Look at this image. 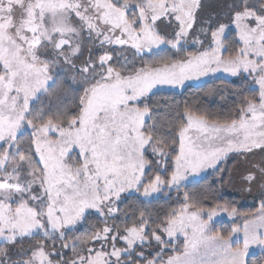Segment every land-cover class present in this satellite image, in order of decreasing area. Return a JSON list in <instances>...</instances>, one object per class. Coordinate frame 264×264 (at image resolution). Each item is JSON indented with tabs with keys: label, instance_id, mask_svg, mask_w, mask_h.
I'll return each mask as SVG.
<instances>
[{
	"label": "snow or ice",
	"instance_id": "1",
	"mask_svg": "<svg viewBox=\"0 0 264 264\" xmlns=\"http://www.w3.org/2000/svg\"><path fill=\"white\" fill-rule=\"evenodd\" d=\"M205 9L204 0H0V264H248L251 248L264 254V0ZM217 73L255 85L226 114L151 104L154 90ZM68 80L78 92L70 105L30 106ZM230 154L251 164L241 179L249 193L260 186L254 212L213 189L181 199L209 169L223 186ZM173 189L162 217L132 209L109 223L122 194ZM220 213L242 224L218 229ZM90 218L103 226L77 235Z\"/></svg>",
	"mask_w": 264,
	"mask_h": 264
},
{
	"label": "trees",
	"instance_id": "2",
	"mask_svg": "<svg viewBox=\"0 0 264 264\" xmlns=\"http://www.w3.org/2000/svg\"><path fill=\"white\" fill-rule=\"evenodd\" d=\"M232 37L230 36L229 39ZM68 84L71 83L70 81L67 82ZM210 89H218L222 95H210ZM251 89L247 83L241 79L237 78L231 81H227L221 78L207 80L198 84L196 86H187L180 91H172V90H163L155 92V95L151 96V104L154 108H160L161 111H164L169 108H174L176 105L180 106L181 111L185 105L198 109L201 111H208L213 114H226L227 111L231 109L232 102L239 99L235 95L238 91H243L245 94L250 95ZM223 97V98H222ZM164 123V121H161ZM166 130V128L164 129ZM151 155V154H150ZM149 176L154 175L153 172L148 173ZM167 175V173L165 174ZM217 177V175H215ZM202 182V183H200ZM204 180L201 181H191V184L186 188L183 189L184 191H193V193L189 192L190 194L197 196L198 198H202V193L205 189H213L215 190L218 197L221 196L219 200H227L228 197L225 195H220L221 185L214 181V182H207L203 183ZM200 185V186H199ZM202 185V186H201ZM134 198H130L126 206L120 209L117 213L119 222L121 219L123 221L126 217H131L132 209H147V211L151 214L152 218L155 219L157 216H163L167 212L171 210V207L175 204L176 198H158L157 200H150L147 203H141L139 199L133 200ZM207 203H212V200H205ZM256 207H241L238 209L240 212H254ZM131 219H128V223H132ZM237 223L242 224V220L240 217L236 219ZM109 223L114 224L113 221H109ZM100 223L98 220L95 222L87 221L81 228V231L77 233V235H82L85 230L88 228L95 226ZM233 222H219L215 223V227L227 232L231 229ZM248 264H264V254H256L249 256L247 258Z\"/></svg>",
	"mask_w": 264,
	"mask_h": 264
},
{
	"label": "rangeland",
	"instance_id": "3",
	"mask_svg": "<svg viewBox=\"0 0 264 264\" xmlns=\"http://www.w3.org/2000/svg\"><path fill=\"white\" fill-rule=\"evenodd\" d=\"M228 0H204V3L206 5V9H205V14L213 9L220 11V5L227 3ZM64 73L63 71H60V76H63ZM216 78H221L227 81H231L240 77H230L225 73H217L215 75H209L207 77H202L199 80H193V81H187L183 87L180 88H171V87H162L160 89L154 90L155 92L157 91H163V90H172V91H180L182 89H184L187 86H196L198 84H201L202 82H205L207 80H211V79H216ZM244 80V79H243ZM71 82V80H68ZM245 81V80H244ZM69 87L66 89V91L64 93H61L59 95H48V94H42L40 96L39 100H33L30 101V106L34 109H41L43 108L44 110H48L49 107L52 108V110L54 111L57 107H60L62 105L68 104L70 105L72 98L75 95H78L77 91H74L77 88V85H74L72 83L68 84ZM247 85L252 89L255 88V85L252 83L251 80L247 81ZM30 131L31 130H26L25 131V139H27V137L30 135ZM253 160H259L260 157L256 156L251 158ZM220 167H222L223 169H225L226 171H224L222 173V175L225 178V183L223 186H221V191H220V195H225L226 197H228L227 200H219L221 198L218 197L219 202L223 203L225 201H227L228 203H230L232 206L236 207L237 209H240L241 207H258L259 206V194H260V186L259 184L255 185L253 187V190L251 193H249L248 191H246L243 187V181L241 179V173H243L245 171V169L250 168L251 164L250 163H245V161L237 156L236 154H230L228 156V158L220 165ZM217 174H215L213 172V170L209 169L206 172L201 173V175L199 177H195V178H189V181L186 182V187L184 189H186L190 184L191 181H201L204 180V184L207 182H218L219 183V177L217 175V177L215 176ZM229 178L230 182H229ZM202 183V182H200ZM220 184V183H219ZM221 185V184H220ZM200 186V185H199ZM202 186V185H201ZM183 192L184 190L182 189L181 192L179 193V195L183 196ZM191 193H193V191H189ZM171 195L173 196V198H176L178 193L173 189L171 191ZM168 198L167 195V191L161 192V193H154L152 194L151 197L145 198L143 196H141L139 193H136L134 191L132 192H127L122 194V200L117 202V206L120 209H122L123 207L126 206L127 201L130 198H134L133 200H137L139 199L140 201H143V203H147L150 200H157L158 198ZM205 205H208L209 203H207L204 200ZM213 203V202H212ZM211 204V203H210ZM255 208V209H256ZM116 220L113 221L114 223H122L123 219H121L119 222H117L118 216L116 214ZM233 219H237V217L235 218H230L228 217V215L226 213H220L217 217L214 218V224L215 223H219V222H233ZM98 219L95 218H90L88 221L89 222H95ZM112 221V220H110ZM99 222V220H98ZM132 222V221H131ZM111 224V223H110ZM131 224V223H129ZM100 227H102L103 225L100 224ZM83 235V233H82ZM235 239V237L233 238ZM182 240V237H181ZM148 251H150L151 249H147ZM261 250L259 248L253 247L249 250V256L252 255H256V254H260ZM247 257V258H248Z\"/></svg>",
	"mask_w": 264,
	"mask_h": 264
}]
</instances>
